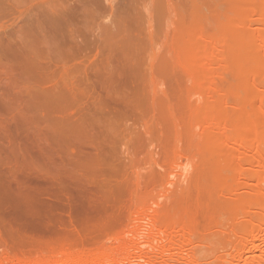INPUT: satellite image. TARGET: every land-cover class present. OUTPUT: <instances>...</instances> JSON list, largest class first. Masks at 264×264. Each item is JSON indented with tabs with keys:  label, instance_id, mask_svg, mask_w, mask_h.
Returning a JSON list of instances; mask_svg holds the SVG:
<instances>
[{
	"label": "rangeland",
	"instance_id": "1",
	"mask_svg": "<svg viewBox=\"0 0 264 264\" xmlns=\"http://www.w3.org/2000/svg\"><path fill=\"white\" fill-rule=\"evenodd\" d=\"M11 1L6 2L5 0L4 2L3 0L4 6L8 5L7 7H10ZM24 1H12L14 3L17 2L18 7L16 8L15 6L14 8L19 11L16 10L11 14L8 13V17L0 11V18L2 17L4 19L0 20V31H3L0 32V35L2 33L1 36H8V34H10L8 33L9 29L11 27L10 30L13 31V26L14 28L17 26V28H20L22 32H24L23 25L26 26L25 20H27V17L28 20L40 19L38 22L44 21L41 22L43 26L46 24L45 20H43L45 16L42 15L43 17H39L36 14H38V9L39 13L41 10L38 8L39 4V7H45L43 1L46 3L45 1L47 0H38L32 2V4L30 0H26L29 2L30 6L27 5L28 3H25V6H23ZM66 1L68 2L69 0H64V3H67ZM138 1L139 2L135 1L136 5L133 6L134 8L129 10V4L127 3L128 5H125L126 0H97L94 7L99 9V11L94 8L93 9L98 11L100 15H98L97 12L94 13V17L90 21H96L92 23L94 25L98 23L96 25V28L98 29L99 25L109 21V16L110 19L112 16V18H114L115 15H117L116 17L118 18L120 13H118V15L117 12H120V10L122 11L124 7L126 8V6H128L126 9L127 14H134L133 18L138 16L135 21L133 19V24L136 23L135 26L137 29L135 32H132L131 30L130 32H123L121 34L122 40H126L128 36L133 37L135 34L137 37V41L135 42L137 53L139 55H144L147 60L145 63L140 65L141 69L145 72V75H142V78L143 76L144 78L141 80V83H143H140L141 86H143L139 87V89L141 88L140 93L143 95L142 99L144 100H141V102L143 101L146 103L144 104L142 102L143 106L141 105V109H138V113L136 114L140 117L139 119L141 121L138 117L134 118L132 112L130 114H132L133 117L127 118V121L129 122H127L126 118L123 117V119H125L124 125L119 124L123 122L122 119L114 121L115 125L117 123V133L120 131V134H116L118 135L119 139H117L119 142H116L117 144L115 143L117 146L114 145L115 151L117 152L115 154L116 161L114 160V163L111 165L112 169L111 167L109 170L107 169L109 176L112 178L108 175L105 176L100 172L99 174L96 172V177L99 181H107L111 178V183H113L112 185L114 186L116 183L115 187H119L118 190L120 191V197L109 196V198L103 203L107 206L110 205L108 206L109 208L106 209L108 210L106 213L105 208L107 207L105 205L102 206L103 204L101 205L100 201L97 203L95 202V207H92V209L95 208V211L92 210L93 212H91V214H93L94 217L97 216L101 209L99 207L96 209V206H100L103 208L102 212H104L105 215L100 212L103 217H101V214L99 213L100 217L98 215L97 217L99 218L97 219V217H95V221H93L94 217H91L92 215L90 214L89 218H87V220L85 219L86 223L89 219H91L87 225L85 224L83 226L85 220L82 221L83 224L81 226V222L79 221L78 222L80 224L77 225L76 222L73 223L71 220L72 218H69L68 220L69 216L64 214L65 216H62L60 221H58L59 224H57L58 222L53 223L54 225L52 223L51 225L44 224L41 226L43 229H40L39 233H35V236L32 231H29V233L32 232L33 234L31 233L26 235L25 232L27 231H23V229L22 233H25V235L19 233L21 232V227L15 222H13V225L9 224V222L12 223V221L8 218H6L5 221V218L3 217L4 215L6 217V214L3 213L2 220H0L2 223L4 222L3 224L0 222V225L3 226L0 227V264H10L5 259V252L7 250L12 252L11 249L13 248V250L16 249V253H18V251L21 252L23 249V252L27 251V254H35L40 249L43 253H45L44 257L46 260L49 261L52 258L51 250L47 251L49 247H52L49 245H55L61 242H68L79 246L81 244H85L87 247L90 246V249L92 247L94 248L93 245H95V247L97 245L95 249H103L101 253L102 261L106 263L108 261L110 264L112 260L116 261L117 258L118 260L119 258L121 260L123 258L121 256H125L127 254L126 252L115 253V247L120 244L117 240V237L120 235V232L118 231H120V229H122L126 224H128L126 227L131 230L132 234L128 233V235H126L124 242H122L123 246H130L129 243L132 238L133 242L131 241L132 243H130L132 245L139 244L143 241L140 244L141 246L139 245L140 250H142H139V252L137 251L143 256L140 255V257L137 253L134 255L132 253L131 256L126 255L124 257L126 258L130 256V260L128 261L130 264H138L139 262H141L139 264H157L159 260H169V262L172 260L169 264H190L188 261L189 259L191 260L193 256L198 259V264H222L220 260H225L228 264H239L237 260L234 261L237 259V251L234 247L238 242V237L247 239V235L249 236L251 233L250 230L254 228L253 225L258 226V222L262 217H264L260 210L264 206V198L257 194V186H255V188L253 187L256 185V182L254 181L257 178L256 176H258V174H264V169L252 166L255 165V163H250L252 161L255 162V160H253L254 157L252 158V156H254V152L251 148L253 145L252 143H254L251 137L254 135L253 133H251V136L248 134V136H246V140L244 139V141H253L251 143L249 141L247 142L248 145L252 144L250 145V148H247V150H249L248 154L251 158L250 162L249 160L245 162L240 160L239 151L235 150L233 146L237 140L235 135H233L235 140L231 135L234 134L232 127L237 122L236 118L239 120L238 117L242 114V112L246 114L241 115L244 118L240 116V120L248 121L247 115H250L249 111H252L251 113L254 111L257 112V110L262 106L260 103L262 98L261 95L264 97V47H262V44H264L262 42H264V40L262 41L261 39H264V0ZM53 2L54 1L52 0L51 4L46 3V7L48 8L49 4L52 5L54 3L57 6H62L61 4H64L62 3L63 0H55V2ZM59 2H61V4ZM74 2L75 0H72V2L70 0L63 6H69ZM101 2H105L104 5ZM14 3H12V5ZM113 4L116 7L113 6ZM4 6L2 8H4ZM35 6L37 7L35 8ZM105 6H108L106 9H109V13H107L108 10L106 12ZM1 7L0 9L2 10ZM30 8L33 9V12L35 13L34 15L37 16V18L32 17L34 15H32L33 12ZM23 10L25 11V14L23 13ZM100 11L103 12L101 13ZM26 12L32 14H28V16ZM104 12L105 15L103 14ZM96 15L100 16L98 17L100 20L97 19ZM11 17L14 19L12 20ZM23 17H26L24 18V24H22ZM90 22H88L89 26H91ZM92 27L94 26H91V28ZM25 28L26 27H24V29ZM96 28H92L91 31L89 29V34L96 31ZM15 29L14 32H16ZM21 30L20 33L17 30L16 36L18 33L19 37L26 34H21ZM4 31L8 34L5 35ZM11 33L13 34V32ZM96 34H98V31ZM98 38L99 34L95 37V39L98 40ZM17 39L18 41L21 40H19V38ZM24 39L25 40L22 39L21 41H23L22 43H25L26 45L27 42L25 41L29 38L25 37ZM31 39L34 40V38H30V41ZM89 39V41H94V39L90 38V36ZM30 41L29 46L33 45L32 47L34 48L35 42L37 45V40L34 42L31 41V45ZM211 43L212 45L217 44L215 47L218 46L217 48L221 52L220 58L217 57L218 59H216L208 56L207 47H209L208 44ZM93 54L95 55V53ZM94 55L91 54L89 56V52L85 54L84 57L90 58L86 60L87 64L82 62V59H78V61L71 60L74 62L72 63L70 61L68 66L72 67L75 63H82L86 66H90L92 63L91 60H95L93 57L96 58ZM82 57L83 55H81V58ZM152 70L154 71L152 77L154 80L149 78L152 76V72H150ZM213 70L214 72H212ZM210 71L213 76L209 73ZM31 76H29V78L26 76L20 77V81L23 80L24 77L29 79L31 86L30 84H27L28 79H26L27 82L23 80L24 84H22L23 87H21L25 88L28 86V88L25 89L27 91L31 90L32 95H36V97L35 95L33 97V99L35 98V101L33 99H29L30 101L27 100L25 103L22 102V105L21 103L17 104L20 105L21 108L19 106L18 108L15 105L11 111L6 110V112L4 107L0 105V116L4 115L3 117H0V119H2L5 123L2 125V120H0V128L6 129L7 123V128L9 127L7 130L10 129L13 132L16 130L22 131L21 134L25 135H22V137L28 139L29 137L36 135L39 131H44L45 133L46 131L57 128L61 125L72 127L71 124L78 123L77 121L81 119L79 118L80 115L74 119L71 118L74 117L76 113H79L81 108L79 109L77 106L73 107L71 104L72 99L64 96H56L57 90L55 91V89L51 88L50 83L43 81L38 82V80H40L38 77H36V80L35 77L33 78V75ZM210 77L213 79H210ZM144 79H146V81H144ZM212 80L216 82L215 84L218 86L219 90L217 94L218 96L215 100L210 99L213 93H211L212 91L210 90L212 83L209 82H213ZM245 80L248 84H245ZM26 90L24 91L25 93ZM139 111L141 115H139ZM222 111H224L225 114H228L224 115L223 113L224 116L219 119L220 123H218L220 129L213 128L214 130L212 129L211 131L214 135L211 134V136L205 132L206 130L209 131V129L206 127L205 123L207 120H205L204 117H207V114H211L213 117L215 115L220 118V114H217ZM232 111L234 112L233 114ZM143 115L145 118L142 117ZM4 117L6 121L3 119ZM82 119L79 123H81ZM239 121L237 123H239ZM83 122L85 123V121ZM83 122L82 124H84ZM131 122H133L134 125H132ZM202 123L204 124L203 127ZM119 128L120 130H118ZM122 130L125 132L124 134L126 137L122 133ZM84 131H88V133H86L87 135L90 134V136L93 135V133H97L98 135V131L96 129L93 130L94 132H92L91 129H85ZM84 131L77 132V135H86ZM128 131L130 133H128ZM121 133L124 137L121 136ZM102 134H105V131ZM87 135L86 139L88 137L90 139V136ZM42 136L40 135L41 142L47 139L46 136ZM209 136L212 137V139ZM214 136L220 139L222 143L221 146L224 145L223 148L221 146H216L219 149L215 146L212 147L215 144L213 143V140H215ZM93 138L95 139V135ZM120 138L122 139L121 141ZM247 138H250L251 140H247ZM254 138L255 137H253V139ZM209 142H211L212 145H210ZM3 147L4 146L0 144V152H3V154L0 153V158L2 159L0 160L1 166H5L6 163H9V159L7 158L8 151H6V148ZM1 149H5V151H1ZM182 153L185 156H182ZM235 153H237V155ZM235 155L238 158L234 157ZM34 159H36L37 162L40 160L39 158L37 159V156H35ZM3 160L5 165L3 164ZM41 160L40 167L38 164L39 169L42 164L44 170H54V167L50 163ZM33 161L36 168L35 163L37 162H35V160ZM24 162L25 160H22V158L18 161L19 164ZM229 164H231V166H233L232 164H235L234 167L240 170L239 176H232L233 174L229 169ZM178 169L181 170L179 171ZM66 170L79 171L80 174L86 173L85 168H76L73 170L72 168H66ZM111 172L116 174H111ZM112 175L117 178H114ZM248 176L250 177V182ZM112 179H116V182ZM117 183L120 184L118 185ZM246 185H248L247 188ZM250 187L251 189H248ZM253 188L255 189V192ZM0 193L2 194L0 195L2 198H4L3 195L7 194L4 198L5 204L3 199L2 203H0L1 210L4 208V212L6 213L12 210L11 207H14V205L16 206V204H14L16 201L25 202L24 200L18 198L15 194V199L11 198L13 197V193H10L11 195L7 192L3 194L2 191ZM8 196L10 197L8 198ZM10 199H17L14 203H11L10 201V204H14L12 206L6 204V201L8 203ZM115 199L118 201H115ZM45 201L48 200L46 199ZM117 202L119 204L116 205L115 203ZM150 202H152L153 205ZM1 204L4 205L2 206ZM7 206H10V208ZM154 207L156 209H154ZM94 212L96 215H94ZM162 213L165 215L167 214V217L168 215L172 216L171 220H173V225L175 226L172 225L170 228L168 225L172 231L169 230L168 227H164L166 225H164L165 222H161L163 221L162 218L161 221L158 222L159 219L156 217L158 215V217L161 215L163 216ZM245 216H250L253 220L251 219L252 221L246 223ZM152 219H154L155 222H158L157 225H153L154 220ZM256 221L258 222L255 223ZM5 222L8 226L5 225ZM159 223L164 226H159ZM168 223L172 224L171 222ZM180 223L183 225L185 223H189L187 225H190L192 228L194 226L196 229L194 230V235H191L192 238L190 237V239H192L190 247L188 246L189 248L187 247L185 248L186 250L184 249V251L179 253L159 252L158 254V251H155V254L154 251L151 250L150 246L158 245V247H161V244L166 245L167 243L166 246L172 244L171 242L175 241V239H173L174 237L172 232H174ZM14 224L16 228L14 227ZM151 225H153V227H151ZM139 226H142L140 229L143 228V231L138 229ZM5 227H7V230ZM2 228H4L3 231ZM160 228L162 230H160ZM166 228L171 232H169ZM262 229H264V224H262ZM6 233H8L13 240H11V237ZM11 233L12 235L14 234V236H12ZM169 233H172V235L169 238H166L167 235L169 236ZM20 234L25 237H19ZM134 234H136L137 238L140 236L139 238L141 240L134 237ZM114 235H117V237H114ZM160 235L161 237H158ZM8 237L10 240H8ZM151 237L153 238V242ZM14 240L16 245H13ZM136 240L138 242H136ZM6 248L7 250L3 251ZM245 254L246 252L242 253L243 258L247 257V254ZM132 255L136 258H133ZM161 257L163 259H161ZM172 258L174 260L178 259V262L174 261ZM150 260L152 261L150 262ZM126 263L127 262H125V264ZM111 264L114 263L112 262Z\"/></svg>",
	"mask_w": 264,
	"mask_h": 264
},
{
	"label": "bare ground",
	"instance_id": "2",
	"mask_svg": "<svg viewBox=\"0 0 264 264\" xmlns=\"http://www.w3.org/2000/svg\"><path fill=\"white\" fill-rule=\"evenodd\" d=\"M1 1H2V3H1ZM7 1H11V0H6V2ZM12 1L15 2L17 0H12ZM12 1H11V6L7 7L8 5L4 6V4H3L5 2V0H4V2H3V0H0V3H1L0 7L2 6V4L4 6V8H2L3 6L1 7L2 10L0 9V11L5 16H7L8 13L11 14L17 10V9L15 10V8H14L15 6H16V8L18 7L17 2L14 3ZM35 1H38V0H34V1L30 0L31 4H32V2H35ZM53 1L55 2V0H53ZM135 1L139 2L138 0H128V2L126 0L125 5L129 4V7H130L129 10L131 8H134L133 6L136 5ZM45 2L47 4L48 3L51 4L52 0L51 1L47 0ZM71 2H72V0H71ZM12 3H14L13 4L14 6L12 5ZM19 3L22 4L21 2H19ZM25 3H28L27 5H29V2H27L25 0L23 3L24 4L23 6H25ZM46 3H44V1H43V4H45V7L44 6L39 7L40 4H39V6L37 5L38 8L41 9L40 10L41 14L39 13L38 8H37L38 14H36L39 17H41L42 15L45 16L46 19L44 18L43 20H45L46 26L45 25L43 26V24L41 23L44 21L38 22V20H40V19L28 20V17H27L28 21L25 20L26 26L23 25L24 32H22V30L20 28H17V26L15 25L16 29L13 26L12 27L13 31L10 30L11 29V27H10L9 32H8L10 34H8L7 32L4 31V34L5 35L8 34V36L4 35L5 37H3V36H1L2 33L0 35L1 36L0 37V51H1L0 55L2 56V58L0 56V105H2V107H4L5 112H6V110L11 111L15 107V105L17 107L18 106L20 107V105H17L19 103H21V105H22L27 100L33 99L35 94L32 95L31 90L30 91L26 90L28 88V86L25 87L26 89L22 88L23 87L22 84H24L23 80L26 81V79H28L29 76L33 75V78L35 77V79H36V77H38L40 79V80H38V82L43 81L46 83H50L51 84L50 87L55 89V91L57 90L56 96H64V97H67L69 99H72V103H71L72 106L73 107L77 106L79 109L81 108V111L80 110H79L80 112L77 111L79 113H76V115L74 117H72L71 119H74L75 117H77L79 115L83 116V117L79 116V118H81V119L84 118V119H82L81 123H79V121L81 119L80 120L78 119L79 121H77V122L79 124L78 123H76V124L70 123L72 125V127H70V126L66 127V126L61 125L57 128L50 129V130L46 131L45 133H44V131H39L36 135H33V137L28 136L29 137L28 139H25V137H22V135H23V134H21L22 131L16 130L13 132L10 129L7 130L9 128V127L7 128V123H6V129L0 128V144H2L6 148V151H8V157L7 158L9 159V163H6V165L4 164V160H3V164L5 166H1V164H0V192L2 191L3 194L5 192H7L9 194L13 193V195H12L13 197H11V198L15 199V197H14V194H15L16 196H18V198L25 201V202H23L21 200L22 202H20V201H16L17 199L16 200L10 199L8 202L9 204L6 201L7 205L12 206V205L16 204V206L14 205V207H11L12 210L10 209L11 211H9L7 213L4 212L5 211L4 208H2V210H1V206H0V210H1L0 214L2 213L0 215V220H2V215L4 213V214H6V217H5V215L3 217V218H5L4 219L5 221H6V218H8L12 221V223H10L9 222L10 220H9L8 221L9 224L13 225V222H15L17 225H19L21 227V229H20L21 232H19V233H22L25 230L28 232V233L25 232L26 235L31 234L33 232L34 236H35V233L40 232V229H43V228H41V226H43L44 224L51 225V223L52 224L57 223L58 221H60L61 217L65 216V215L69 216L68 220H69V218H72L71 220L73 221V223L76 222L77 225H79L80 224L79 222H81V224H80V226H81L83 224L82 221H84L85 219L87 220V218H89L91 212L95 211V208L92 209V207H95L94 206L95 202L97 203L98 201H100L101 205H102L109 198V196L120 197L119 196L120 191L118 190L119 187H115L116 183L114 184V186L112 185L113 184V183H111L112 177L109 176V173L107 171V169L109 170L111 165L114 163V160L116 161L115 154L117 152L115 151L114 145L116 142L117 143L119 142L118 135L120 134L119 133L120 131L117 133V128H116L117 123L115 125L114 121L122 119L123 122L119 123V124L124 125L125 119H123V117L126 118V121H127V118H130V117L132 118L133 115H134V118L138 117V119H139L140 117L136 115L138 113V109H141V105L143 103L146 104L145 102H143L144 101L142 99L143 95L140 93L141 88L139 89V87L143 83V82L141 83V80L144 78V76L142 78V75L145 73L143 71V69H141L140 65L145 63L147 60H146L144 55H139L137 53V49L135 46L136 45L135 42L137 41V37L135 34L133 37L128 36L126 38V40H124V39L122 40V36H121V34L123 32H126V31L130 32V30L132 32L136 31V29H137L135 26L136 23L133 24V19L135 21L138 16L136 18H133L134 14L133 15L127 14L126 9L128 8V6H126V8L124 7V9H122V11L121 10H120V12L116 11L117 14L120 13V16H118V18L116 17L117 15H115L116 13L114 11L115 14H113V15H115V17L112 18L113 17L112 16L110 19V16H109V18H108L109 21H106V23H102V25H99V27L97 26L98 27V29H97L96 25L98 23L96 25H94L92 22H96V21L93 20L92 22H90L91 19L94 17V13H96V12L98 13V11H99V9L94 7L97 3V0H90V1L89 0H75V2L72 3L71 5H69L70 4L69 3L68 4L69 6H63L64 4H67V3H64V0H63L62 3H64V4H61V2H59L62 6H60V5L57 6L54 3L52 5L49 4L48 8L46 7ZM101 3H103V5H104L105 2H101ZM41 5H42V2H41ZM99 5H101V4H99ZM37 6H35V8ZM113 6H115V5L113 4ZM21 7H22V5H21ZM106 7H108V6H105V9H106ZM31 8H32V6H31ZM93 8L98 10V11H95ZM25 10H26V8H25ZM31 10L33 12V9H31ZM107 10H108V12H107ZM17 11H19V10H17ZM20 11H22V10H20ZM106 12L107 13L110 12L108 8L106 9ZM132 12H134V11H132ZM23 13L25 14V11ZM26 13H27V15L30 14L28 12H26ZM134 13H136V12H134ZM34 14L35 13L33 12L32 15H34ZM103 14L105 15V12ZM103 14H102V16H103ZM98 15H100V13H98ZM98 15H96L97 19H98V17H100ZM5 16H3V17L4 18L8 17V16L7 17H5ZM15 17H17V16H15ZM32 17L37 18V16H35V15ZM14 18H12V20ZM24 18H26V17H23V20H22L23 23L22 24H24ZM115 18L118 20H116ZM2 19L3 18L1 17L0 20H2ZM263 19H264V17H263ZM98 20H100V19H98ZM112 20H114V21H112ZM88 22L91 23L90 24L91 26H94L97 29L96 31L93 30L94 32L92 34H89L90 32H88V30L90 29V31H91L92 28H94V27L91 28V26H89ZM7 27H9V26H7ZM18 27H20V26H18ZM24 27H26V28L24 29ZM14 29L16 32L18 30V32L20 33V30H21V34H23V33H26V34H23L22 36H20L21 37L20 38L19 33L16 36L17 33L14 32ZM97 31L99 34L98 40L95 39V37L98 35V34H96ZM0 32H3V31H0ZM11 32H13V34ZM89 36H90V38H93L94 41H92V40L89 41L90 40ZM16 37L19 38V40L20 39L25 40L24 39L25 37L29 38L25 41L28 44L26 43V45H25V43H22L23 41H21V40H20L21 42L18 41V39ZM30 38H34V40L31 39L32 42L37 40V45H36V42H35V44L33 43L34 48L32 47L33 45L29 46ZM261 40L263 41L264 39L262 38ZM31 41H30V45H31ZM212 43H214V42H212ZM212 43L208 44L209 47H207V54L211 58L218 59L217 57L220 58L221 52L217 48L218 46L215 47V45H217V44L212 45ZM262 43H264V42H262ZM263 45L264 44H262V47H264ZM88 52H89V56L91 54L94 55L93 53H95L94 56H96V58L93 57V59H95L94 61L91 60L92 63L90 64V66H86L85 64H82V63L81 64L75 63L72 67L68 66V63L71 60L78 61V59H82L81 61L86 63V60L90 59V58L84 57L85 54ZM81 55H83L84 58L83 57L81 58ZM150 72H152V74H151L152 76H150L149 78H152L154 71L152 70ZM212 72H214V70ZM212 72L210 71L209 73L212 74ZM149 75H150V73H149ZM23 76H26L28 78L24 77V79L20 81V77H23ZM212 76H213V74H212ZM246 78H247V76H246ZM210 79H213V78L210 77ZM214 80H212L213 82H211V81L209 82V83H212V85L210 86V90L212 92L209 90L211 93H213L212 96L210 97L211 100L216 99V97L218 96L217 95L218 91H219L218 86L215 84L216 82H214ZM144 81H146V79H144ZM27 84H30L29 79H28ZM245 84H248L247 81ZM30 86H31V84H30ZM20 87H21V89H20ZM22 89H24V90H22ZM25 90H26V93L24 92ZM32 92H33V90H32ZM261 96H262V98H261L260 104H262V106H263L264 97H263V95H261ZM35 97H36V95H35ZM226 99H228V98H226ZM141 100H143L142 101L143 103L141 102ZM261 107L258 109L259 111L257 110V112H255L253 109H252L254 111L253 113H251L252 111H249L250 115L249 116L247 115L248 121H243V120L241 121L240 120L241 117H243L241 115L246 114V113L242 112V114H240L241 117L240 116L238 117L241 122L236 118V121L237 122L239 121V123L236 122V124H234V126L232 127V129L234 130L233 131L234 134H231V135H232L233 139H234L233 135H235V138L237 140L236 142L234 141L235 145H233V146H234L235 150L239 151L240 160L242 162L249 160V162H250L251 158L248 154L249 150H247V148H250L251 147L250 145L253 144L251 148L253 149V152H254L253 155L254 156H252V158L254 157L253 160H255V162L252 161L250 163H255V165H252V166H255V167L260 168V169H264V106L262 107L263 109ZM131 112L133 115L130 114ZM142 113H144V112H142ZM223 113H224V111L217 114V115L220 114V118H219V116L217 117L215 115L213 117V116H211V114L206 115L208 117V119H207V117H204L205 120H207V122L206 123L204 121L203 122L206 124V127L209 129V131H207V130L205 131L206 133H208L209 135H211V134L214 135L211 130L213 128H219V126H218V123H220L219 119H221L222 116L228 114L226 112L227 114L224 113V115H223ZM233 113L234 112L232 111V114ZM139 115H141L140 111H139ZM144 115L142 116L143 118H145ZM229 115H231V114H229ZM3 116L4 115H2L0 117H3ZM3 119L6 121L5 117ZM0 120H2V119H0ZM139 120H136V121H139ZM142 120H144V119H142ZM83 121H85V123ZM216 121H218V122H216ZM82 122L84 124H82ZM127 122H129V121H127ZM1 124L2 125L5 124L3 120L1 122ZM131 124L134 125L133 122H131ZM2 125H1V127H2ZM203 125L204 124L202 123V127H203ZM139 126H140V124H139ZM85 129L86 130L91 129L92 132H94L93 130L96 129L98 131V135H97V133H93V135H91V136H90V134L87 135L88 131H86L87 132L86 133L84 131ZM219 129H217V130H219ZM118 130H120V128ZM80 131H84L87 136H90V139H89V137L86 139L85 134L83 136L77 135V132H80ZM104 131H105V134H102V133H104ZM147 131H148V129H147ZM226 131H227V129H226ZM122 133L124 134L125 132L123 131ZM122 133H121V136L124 137L125 134L123 136ZM128 133H130V132L128 131ZM148 133H149V131H148ZM251 133H253V135H254L251 137L252 140L254 141V143L248 145L247 142L249 141L248 139H250V138H247L248 141H244V139L246 140V136H248V134H250V136H251L252 135ZM116 134H118V135H116ZM40 135L46 136L47 139L43 140V142H41ZM94 135H95V139L93 138ZM150 135H151V133H150ZM23 136H25V135H23ZM253 137H255V138L253 139ZM210 138L212 139V137H210ZM214 138H215V140H213V143H215V144L212 147L221 146L222 143H221L220 139H218V137H216V136H214ZM24 139L27 141V143ZM121 140L122 139L120 138V141ZM253 141H249V142L251 143ZM4 144H6V145H4ZM209 144L212 145L211 142H209ZM115 146H117V145H115ZM223 146H221V147L223 148ZM247 146H249V147H247ZM217 149H219V148H217ZM1 151H5V149L4 150L1 149ZM1 154H3V152ZM235 154L237 155V153H235ZM33 155H34V157L37 156V159L39 158L40 160L42 159V160L50 163L54 167V170H52V171L51 170H44L42 167V164H41V168L39 169L41 162H40V160H39V162H37L36 159H34ZM236 155L234 157H237ZM182 156H185V155L183 154ZM3 157L5 158L4 155H3ZM21 158H22V160H25V162L22 164H19L18 161H20ZM0 160H2V159L0 158ZM33 160H35V162H37V163H35L36 168L34 166ZM0 163H1V161H0ZM38 164H39V167H38ZM226 164H228V163H226ZM232 165L233 166H231V164L228 165L229 169L231 170V172L233 174L232 176L233 177L239 176L240 170L238 168L234 167L235 164H232ZM240 166H241V164H240ZM174 167H176V166H174ZM66 168H72V170L76 169V168H78V169L85 168L86 173L80 174L79 171H75V170L67 171ZM111 169H112V167H111ZM178 170H176V171H178ZM110 171H112V170H110ZM96 172H98V174L100 172L101 174H104L105 176L108 175L111 178L107 181L106 180L99 181L98 178L96 177ZM112 172H111V174H114V175L116 174V173H112ZM114 175H112V176H114ZM262 175H264V174H262ZM262 175L258 174L259 177L256 176L257 178L254 180L256 182V185H254L253 187L255 188V186H257V194L260 197L264 198V176H262ZM115 177L116 176H114V178ZM112 180L114 182H116V179L115 180L112 179ZM252 181H253V179H252ZM249 182H250V177H249ZM117 184L119 185L120 183H117ZM247 187H248V185H246V188ZM248 189H251V187ZM254 192H255V189H254ZM0 195H2V194L0 193ZM6 195L7 194L3 195V197L5 198ZM9 197L10 196H8V198ZM4 198H2V196H0V199H1L0 203H2V199L4 202V200H5ZM46 199L48 201H45ZM10 201H11V203H14V201H16V202L14 204H10ZM115 201H118V200L115 199ZM150 203H152V202H150ZM4 204H5V202H4ZM4 204H1V205L3 206ZM115 204L117 205L119 203L117 202ZM258 204H260V203H258ZM104 205L105 204H103L102 206H104ZM152 205H153V203H152ZM105 206L107 207V208H105V213H106V211H108L106 209H108L109 208L108 206H110V205H108V206L105 205ZM7 207L10 208V206H7ZM97 207H99L101 209V211L99 209L100 212L103 211L102 210L103 208H101L100 206H96V209H97ZM8 209H7V211H8ZM154 209H156V208L154 207ZM260 210L264 216V206ZM148 211H149V209H148ZM97 212H98V210H97ZM136 212H138V211H136ZM99 213L97 214V216L99 215ZM103 213L104 212H102V214ZM105 213H104V215H105ZM154 213H156V212H154ZM102 214H101V217H103ZM143 214H141V215H143ZM91 215H92L91 217H94L93 214H91ZM94 215H96V213ZM136 215H138V214H136ZM166 215L163 214V216L161 215L160 217H158L159 216L158 215L156 217L157 219H159L158 222L161 221V218H162L163 221H161V222H163V223L165 222L164 225H166V226L160 225V223H159V226L168 227V225H169V227L171 228L173 225V220H171L172 216L170 215L171 216L170 217L168 215V217H167ZM97 216H95V217H97ZM164 216H165V218H164ZM95 217H94V220L92 218L93 221H95ZM99 217H100V215H99ZM99 217H97V219ZM245 217H246V219H245L246 223L253 220L252 217H250V216H245ZM62 219H64V218H62ZM261 219L259 222L258 221L255 222V223L258 222V224H257L258 226L253 225L254 228L252 227L253 229L250 230L251 233L249 236L247 235V237H248L247 239H244L243 237H238V242L237 243L235 242L236 245H235L234 249L237 251V255H236L237 259H235L234 261L237 260V262L239 264H264V234H263L264 232H262V231H264V229H262V224H264V217H262ZM86 220H85L83 226L85 224L87 225L91 219H89L87 221V223H86ZM152 220H154V219H152ZM145 221H146V219H145ZM158 222H155V220H154L153 225H157ZM168 222H171L172 224H170ZM166 223H168V224H166ZM6 224L7 223L5 222V225ZM57 224H59V222ZM181 224L182 223H180V225H179L180 227L177 226L176 229L174 228L175 230H174V232H172L173 237H174V238L173 237L172 238L175 239V241H172V242L168 241V242H171L172 244H170L168 246H166L167 243H166V245L161 244L162 245L161 247H158V245L150 246L151 250L154 251L155 254H156L155 251H158L157 252L158 254H159V252L160 253H171V252L179 253V252L184 251V249L187 248L188 246L190 247L191 240H192V239H190V237H191V235H194V230H196V229L194 228V226H193V228H194L193 229L192 227H190V225H187L189 223H187V224L185 223L184 225L183 224L181 225ZM127 225L128 224H126L122 229H120V231H118V232H120L119 233L120 235L118 234L119 235L118 237H117V235H114V237L116 236L117 240L120 243L115 247V251H116L115 253L126 252L127 253L126 255H130V256L132 253H133V255L135 253H137V255L140 256L142 254L141 253L139 254L138 252L140 250V248H139L141 246L140 244L143 241L139 244H133L132 245V244H130L133 242L132 241L133 238H132V239H130L132 241V242L130 241V243H129L130 246L124 247L122 244V242H124V238L126 237V235H128V233H131V230L127 229V227H126ZM142 225H144V224H142ZM153 225H151V227H153ZM1 226L2 225H0V227ZM6 226H8V225H6ZM173 226H175V225H173ZM9 227H11V226H9ZM14 227H15V224H14ZM140 227H142V226H139L138 229H140ZM169 227H168V229L171 230ZM6 228L7 227H5V229ZM12 228H13V226H12ZM12 228H10V229H12ZM129 228H130V226H129ZM3 229L4 228H2V231H3ZM22 229H23V231H22ZM13 230H14V228H13ZM140 230L143 231V228H141ZM144 230H145V228H144ZM160 230H162V229L160 228ZM18 231H19V229H18ZM29 231H32V232L29 233ZM171 231H169V232H171ZM132 232H134V231H132ZM144 232H147V231H144ZM4 233H2V234H4ZM25 233H22V234L25 235ZM172 233H169V236L167 235L166 238H169L172 235ZM6 234H8V233H6ZM22 234H20L19 237H22L23 236ZM136 234H134V237H136ZM11 235H12V233H11ZM17 235H18V232H17ZM8 236H10V235L8 234ZM12 236H14V234ZM240 236H242V235H240ZM23 237H25V236H23ZM39 237H40V235H39ZM158 237H161V235ZM17 239H18V237H17ZM155 239H157V238H155ZM8 240H10V238ZM11 240H13L12 237H11ZM136 242H138V241L136 240ZM152 242H153V238H152ZM14 244L16 245L15 240L13 242V245ZM114 245H116V244H114ZM49 246H52V247H49V249L47 250V251L51 250V254H52V258L49 261L46 260V258L44 257L45 253H43L40 249L35 254H32V253L27 254V251L23 252L22 248H20V249H22L21 252L18 251V253H16V251H15L16 249L13 250L14 248L11 249L12 247L10 249L12 250V252L14 251L15 253L9 252L7 250V248L4 249L3 251L7 250L5 252V255H6L5 259L10 264H109L108 261H107V263L102 261L101 253H102L103 249H100V248L95 249L97 247V245H96V247H95V245H93L94 248L92 247L93 248V249L91 248L92 250L89 248L90 246L87 247V245H85V244H81L79 246V245L71 244L68 242H63V243L61 242V243H58L55 245H49ZM13 247H15V246H13ZM17 250H19V249H17ZM243 252H246V254H247V257L245 256L246 258H243V255H242ZM133 255H132V257H133ZM113 256H114V254H113ZM125 256H121V257H123L121 260H120V258H119V260L117 258L118 261L112 260L111 263L112 262L114 264H125V262L128 263V261L130 260V256L124 258ZM169 256H171V255H169ZM188 256H190V255H188ZM133 258H136V257H133ZM148 258H150V257H148ZM177 258H179V257H177ZM161 259H163V258L161 257ZM187 259H189V258H187ZM220 259H221V257H220ZM177 260H174V261H177ZM151 261L152 260H150V262ZM171 261L172 260H170V262ZM220 261L222 264H228L227 261H225V260H220ZM170 262H169V260H166V261H164V260L160 261L159 260V262H157V264H169ZM198 262L199 261L195 256H193V258L191 260L189 259V261H188V263H190V264H198ZM139 263H141V262H139ZM128 264H130V263H128Z\"/></svg>",
	"mask_w": 264,
	"mask_h": 264
}]
</instances>
